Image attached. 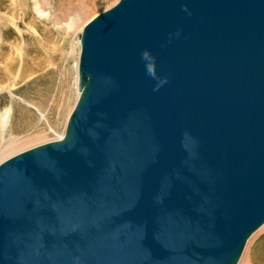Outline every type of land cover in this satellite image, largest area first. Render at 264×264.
<instances>
[{
  "label": "water",
  "instance_id": "95a60500",
  "mask_svg": "<svg viewBox=\"0 0 264 264\" xmlns=\"http://www.w3.org/2000/svg\"><path fill=\"white\" fill-rule=\"evenodd\" d=\"M79 93L62 139L0 164V264H238L264 225V0H120Z\"/></svg>",
  "mask_w": 264,
  "mask_h": 264
},
{
  "label": "bare ground",
  "instance_id": "6f19581e",
  "mask_svg": "<svg viewBox=\"0 0 264 264\" xmlns=\"http://www.w3.org/2000/svg\"><path fill=\"white\" fill-rule=\"evenodd\" d=\"M105 1L0 0V164L63 138L75 100L68 81L72 70L65 65L77 62L79 55L76 105L81 34ZM259 236H264V225L250 237L238 264H253L250 248Z\"/></svg>",
  "mask_w": 264,
  "mask_h": 264
},
{
  "label": "rangeland",
  "instance_id": "374dc122",
  "mask_svg": "<svg viewBox=\"0 0 264 264\" xmlns=\"http://www.w3.org/2000/svg\"><path fill=\"white\" fill-rule=\"evenodd\" d=\"M120 0H106L104 4L102 5H98V9L97 11L99 12L96 16H98L99 14L111 9L112 7H114ZM95 16V17H96ZM94 19V18H93ZM92 19V20H93ZM91 20V21H92ZM88 24V23H87ZM79 60V55H78V59H77V62ZM77 62H74L71 61L70 62V66H69V62L67 63L66 62V69L69 70L70 74L68 75V81L70 82V84H72V90H74L75 92V100H76V87H77V80H78V63ZM67 66L69 67V69L67 68ZM73 66V67H72ZM76 67V68H75ZM74 68H75V73L73 72L74 71ZM74 76V77H73ZM76 76V77H75ZM72 78V79H71ZM76 79V80H75ZM72 80V81H71ZM76 81V82H75ZM55 86L58 85V80L55 81ZM74 86V87H73ZM59 90H58V86L56 88V95H58L57 99L59 98L60 94H58ZM56 95L54 97H56ZM55 99V98H54ZM75 100L72 102V109L74 108V105H75ZM72 111V110H71ZM53 121V120H52ZM51 127H53V124L50 125ZM45 130L49 132L50 134V138H55L56 134L54 133H50L49 131V128L45 127ZM64 136V135H63ZM52 141H56V140H50V141H45L44 143H48V142H52ZM42 143V144H44ZM42 144H39V145H42ZM39 145H36V146H39ZM34 146V147H36ZM34 147H31V148H34ZM29 148V149H31ZM27 149V150H29ZM26 151V150H24ZM2 163V162H1ZM264 236H259L251 245V248H250V252L252 253L253 255V264H264V261L261 260V258H264ZM255 257V258H254Z\"/></svg>",
  "mask_w": 264,
  "mask_h": 264
}]
</instances>
